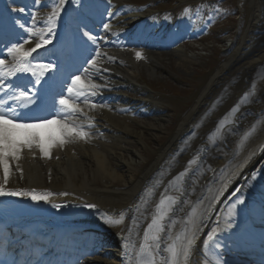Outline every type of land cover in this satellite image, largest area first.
Wrapping results in <instances>:
<instances>
[{
    "label": "bare ground",
    "instance_id": "6f19581e",
    "mask_svg": "<svg viewBox=\"0 0 264 264\" xmlns=\"http://www.w3.org/2000/svg\"><path fill=\"white\" fill-rule=\"evenodd\" d=\"M124 2L125 0L106 1L108 9L106 17L109 18L112 25L106 30L110 33L115 34L118 27L130 26L138 19L145 18L147 22L150 20L151 11H147L143 7L123 6ZM251 4L253 7L251 21L235 54H232L222 66L224 73L223 70L216 72L213 79L208 82L207 87L202 91L201 98L197 101L196 106L179 124L172 139L136 182L133 181L132 164L136 163L138 152L127 147L129 144L127 138L131 136L133 140H141L143 134L141 129L135 127L137 124L132 127L127 124L123 115H119V112H124L129 107L131 102L129 100L107 104V109L102 107H97L94 110H90L89 107L85 108L86 113L96 117V121L100 125L109 129L107 132L103 134L94 133L87 140L73 139L62 147L56 146L51 150V158L43 157L36 149H25L21 160L18 162L10 161L12 174L7 186L9 190L30 191L36 189L40 193H52L49 200L90 201L92 204L97 205V208L93 209V212L88 216H85V219L97 222L108 234L109 237H106V240L114 234L122 236V241L112 246L108 253L101 250L97 255L90 258V263L82 261L80 264H135V252L138 251L139 244L142 242L143 231L153 217L158 215L157 205L162 196L176 200V204L173 206L174 211L170 212L169 216L163 221L166 225V232L168 231L167 226L174 220L176 224L171 227L173 237L186 230L189 236L195 233V244L187 264H251L249 263V256H252V254L244 248L246 246L253 248L255 245L251 240V235L254 239L256 237L264 238L262 236L264 234L254 235L251 226L253 222H258L261 217L248 206L264 200V198L256 195L257 189L261 190L258 194L264 192L263 183L260 188L249 187L247 190L252 193L251 199L247 202L244 201L243 204L235 203V208L230 210L225 222L218 224L216 237L220 240L219 242L214 237L213 240L209 241L211 243L208 246L205 239L214 213L222 199L240 180L243 173L254 166L255 160L259 157L258 155L264 151V44L256 47L250 46V34L257 23L263 26L260 27L261 32L262 29L264 31V0H251ZM37 6L50 8L41 2ZM184 28L188 30L186 26ZM247 39L250 40L246 41ZM137 49L134 48L133 52ZM133 52L129 53L121 50L117 53L116 62L121 63L124 61L125 63L128 62L130 66L136 65L137 61H135ZM171 52L177 53L180 66L184 68L188 66L187 63L190 60H184L185 57L183 56L185 55L181 48L174 47ZM155 55L158 54H150L151 63H140V66L147 72L149 77H152L155 69L159 67ZM236 62L240 65V68L236 67ZM137 70L136 67L135 71ZM225 71L232 74V84L227 91L232 92L233 99L228 102V110L223 114H221L223 111L217 113L218 120L216 122H212V125L211 122L205 124L204 128H199L195 133L199 135L198 137L204 139V134L211 129L214 142L208 144L209 149L218 151L228 147V150L225 153L217 152L209 155L210 164L208 165L205 163V165L201 164L197 167L193 164L192 170H195L196 174L189 172L187 176L184 175L180 180H176L175 178L180 173L175 171L174 178H170L168 182L166 180L172 174L161 181L158 180V170L164 171L166 167L171 166L169 163L175 164L185 160H178L172 156L176 144L182 139V133L190 128L192 121L193 123L197 122L199 107L202 102L208 101V98L205 99L202 96L207 95L211 99L208 104L214 99H218L219 91L213 86V83L228 78V76H225ZM111 76L115 78L118 84L135 86L133 85L134 77L124 73L118 66L111 67ZM253 84L256 86L255 94L249 96L248 100L245 101V94L249 93ZM120 102L122 103L120 104ZM123 105H125V108H121ZM135 107L132 106L134 109ZM221 121H223V124H221ZM234 121L238 122L236 126H232ZM253 127H255L254 132L252 131ZM218 129L219 131H217ZM250 132L251 135H248ZM246 136L247 138H245ZM110 157L115 163L114 167L111 166L112 160H110ZM17 163L22 169V174L16 171ZM210 166H214L213 170L217 173L215 174L216 177L213 176V181L207 183L212 172L208 169ZM177 169H180V167ZM233 173L235 175H232ZM229 177L231 178L230 183L227 184V188H224V184ZM98 178L102 179L99 186L96 185ZM0 180H2V171H0ZM117 181L122 182L123 187L114 188L118 187L115 186ZM154 182L156 185L153 187L144 186ZM170 182L174 183L170 184ZM192 184H195L196 187H192ZM165 189H168V191L165 192ZM61 193H67V195H61ZM7 197L28 198L22 196ZM127 204L134 206L133 212H129ZM193 207L197 209L194 224L189 223V216ZM240 210H243V212ZM121 215L124 219L120 225H110L106 222L108 217L119 219ZM229 224L232 225L231 228L228 227ZM258 224L264 226V222ZM161 235L166 238V233ZM237 237L240 238L239 241H237ZM126 243L129 245L127 250L124 247ZM108 256H111V259H108L109 261L101 260V258H107ZM157 261H160V257H157Z\"/></svg>",
    "mask_w": 264,
    "mask_h": 264
},
{
    "label": "snow or ice",
    "instance_id": "6c2138e0",
    "mask_svg": "<svg viewBox=\"0 0 264 264\" xmlns=\"http://www.w3.org/2000/svg\"><path fill=\"white\" fill-rule=\"evenodd\" d=\"M37 4L40 0H35ZM66 0H59L55 5L52 12L47 17L46 23L48 24L47 33L51 34L53 28L56 25V20L60 16V12L64 7ZM111 2V0H109ZM20 12H24V9H19ZM187 12V10H185ZM35 14L33 19L35 20ZM23 28L24 26L21 25ZM105 29H109L110 25L105 24ZM30 33V39L36 41L34 47L25 49L24 45L30 43V39L24 40L22 44H13L8 48V54L12 57L11 62H7L5 59H0V92H5L6 99H0V171H2V180H0V196H22L28 197L35 202H50L49 197L52 195L50 192L40 193L36 189L30 191L21 190H9L8 183L12 174V164L10 161L18 162L22 158V153L25 149L32 150L38 149L39 153L46 158H51V150L56 146H64L71 142L73 139L87 140L90 133L84 129L82 125H75L69 122V118L77 113L81 115H87L84 108L81 107V103L89 106L90 110H94L97 107H104L103 105H97L90 97L97 95V90L104 85L95 83L94 81L85 82L79 75H75L71 78V83L67 86L68 96H61L58 103L60 105L59 111L56 115L48 117H29L24 118L21 111L18 109H27L30 105L35 103V93L31 95L28 90H21L18 93L15 91L12 94L6 92V88H12V84L4 86V80L8 77L15 76L17 73L31 72L36 77L35 84L39 85L45 72L52 70L55 66L53 64L37 65L33 66L29 57H33V53H37L39 49L44 48L51 43V35L45 34L44 29L33 30L32 28L26 29ZM86 36L93 44L96 43L97 38L90 35L88 32H84ZM106 53H102L99 48L96 50L95 56L88 60V64L92 68L100 71L98 67L99 58ZM137 59H141L142 53H136ZM111 60L112 58L109 57ZM40 68L39 73L36 68ZM107 68L102 71H107ZM87 71V69L85 70ZM255 84L252 85L249 93L245 94L244 100L247 101L249 96L255 94ZM82 98V99H81ZM11 100L14 103L9 106L8 101ZM81 101V103H77ZM91 119V117H89ZM223 124V121H221ZM91 125H89L90 127ZM219 131V129L217 130ZM252 131H255L253 127ZM215 135V134H213ZM251 135V132L248 134ZM247 138V136L245 137ZM247 163V161H245ZM243 167V165H241ZM16 171L21 172L22 169L19 164H16ZM185 173H180L176 180H180L184 177ZM232 175H235L233 173ZM224 179V177H222ZM229 177L224 188H227V184L230 183ZM174 182H170L172 184ZM168 189H165L167 192ZM61 195H67V193H61ZM167 201V203H166ZM237 203L243 204L244 200L241 198L237 200ZM176 204V200L162 196L159 204L157 205L158 215H155L151 222L147 225V228L143 231L142 242L139 244L138 251L135 252V264H187L190 255L192 253L193 245L195 244V233L191 236L187 235V230L175 237H173L171 227L176 224V221H171L167 226L163 223L170 212L174 211L173 206ZM235 204L232 208H235ZM53 207H60L59 205H53ZM84 207L89 209L97 208V205L87 203ZM197 215V209L193 207L189 216V223H195V217ZM124 217L121 215L119 219H112L108 217L106 222L110 225H120L123 222ZM232 227L231 224L228 225ZM131 231V229H129ZM166 233V238L161 234ZM215 230L209 234L208 240L214 239ZM126 239V238H125ZM127 250L129 245H124ZM157 257H160V261H157Z\"/></svg>",
    "mask_w": 264,
    "mask_h": 264
},
{
    "label": "rangeland",
    "instance_id": "374dc122",
    "mask_svg": "<svg viewBox=\"0 0 264 264\" xmlns=\"http://www.w3.org/2000/svg\"><path fill=\"white\" fill-rule=\"evenodd\" d=\"M126 2H138L148 5L151 9L156 10L157 16L163 19L169 20L177 16L184 21H190L192 15L194 16L192 8L188 6L191 0H126ZM228 3L236 5L235 9H233V6H227ZM217 7H219L218 10ZM213 8L214 10L209 12V17H206L207 21L204 19L205 15L202 10L201 14L199 12V14L195 16L196 20L193 22L195 27L199 29L202 34L206 31V34L202 36L203 38L199 40L203 42L202 45L199 43L192 45L193 42H189L183 44L181 47V51H183L185 55L183 56L185 57L184 60H190L189 63H187L188 66L184 68L178 64L179 60L177 59V53L164 51L154 56L159 67L155 69L154 75L149 77L147 72L143 70L139 64L140 61L144 60L150 62L149 55L142 54L143 58L138 59L137 68H139L140 75H136V78L139 83L141 82L146 86V93H128V95L132 98H137L151 94V96L160 103L158 109L161 115L157 117L154 116V113L144 119H136V122H144L151 125L147 126V130L142 129V142H131L130 144V148L137 150L142 155L137 158L138 162L132 165L135 180L149 168L159 151H161L174 136L180 122L191 112L199 94L207 86L211 77L221 69L222 64L233 53L238 41L245 32L253 12L251 0H220L218 5ZM185 10H187V12ZM231 13L235 15L232 16ZM206 22L209 25L208 30L204 28ZM260 27L263 26L257 23L251 33L250 46L252 47L264 44V31L262 29L261 32ZM229 39L235 41L234 45L230 50L223 52L224 43ZM131 69L135 71V69ZM131 69L128 70V73L133 74ZM228 102H230L229 92L223 94L214 102V105L210 108L211 110H206L205 107L202 108L194 126L195 132L199 128H204V124L216 118L221 108H227ZM157 118L160 120H157ZM189 138L191 139L183 146L181 154L176 157V159L180 160L182 157H185L184 162L187 161L188 157L185 155L189 147L192 145H194V147L196 146V148L200 146L199 144L201 143L198 140V135H191ZM227 148L228 147L218 151H210L209 154L217 152L225 153V151L228 150ZM262 160L264 161V158ZM261 161L258 164L259 166L261 165ZM112 164H114L113 160ZM260 168L261 167L258 168L257 166V169L251 173V180L258 179L256 174H258ZM245 175L246 174H243L242 179L245 178ZM118 183L122 185V182ZM236 186L238 187H234L229 191L216 210L214 215L215 221L211 224L208 235L206 236L207 238L209 234L215 230L218 220L223 221L225 217L228 216V212L233 205L232 202L241 198L243 199V197L239 196L242 185H240V187L239 184ZM246 197H248V195H246ZM221 216L224 218H221Z\"/></svg>",
    "mask_w": 264,
    "mask_h": 264
}]
</instances>
